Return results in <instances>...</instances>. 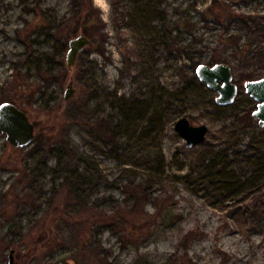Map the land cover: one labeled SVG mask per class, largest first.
Listing matches in <instances>:
<instances>
[{
  "label": "rangeland",
  "instance_id": "obj_1",
  "mask_svg": "<svg viewBox=\"0 0 264 264\" xmlns=\"http://www.w3.org/2000/svg\"><path fill=\"white\" fill-rule=\"evenodd\" d=\"M208 1L0 0V105L36 129L24 149L0 136V264L11 251L15 264H264V195L217 201L189 172L202 144L186 148L175 130L187 117L208 137L216 120L241 128L257 109L244 86L260 77L253 67L234 61L237 99L216 110L217 93L185 66L215 53ZM226 1L264 18V0ZM85 30L92 45L70 69L69 41ZM201 37V52L189 48Z\"/></svg>",
  "mask_w": 264,
  "mask_h": 264
},
{
  "label": "trees",
  "instance_id": "obj_2",
  "mask_svg": "<svg viewBox=\"0 0 264 264\" xmlns=\"http://www.w3.org/2000/svg\"><path fill=\"white\" fill-rule=\"evenodd\" d=\"M230 8L226 0L207 2L203 13L204 20L207 23L216 24L218 27L214 31H218L219 34L217 42L214 43L215 53L208 61L196 56L187 58L189 64L185 66L191 70L192 79H197L196 69L201 64L227 63L234 68L235 60L245 66L253 67V74L250 77L257 75L260 76L257 79H260L264 76V22L262 21L264 18L258 14H238ZM89 9L90 12L92 6ZM114 9L118 10L115 4ZM86 21L87 19L85 23ZM236 23L241 25V30L235 29L234 24ZM241 31L247 32L243 35ZM84 32L86 36H91L89 30ZM72 33H74L73 30L69 35ZM67 36L62 37L63 40H66ZM196 45L201 48L195 49ZM203 47L206 46H203L202 37L189 45V48L197 52H201ZM212 107L216 110L227 108V106H218L215 101ZM254 120L255 117L250 114L245 120L243 119L244 124L241 128L236 126V122L230 123L226 118L216 120L218 126L207 137L206 142L199 147L206 151L200 161V169L197 172L190 167V175L195 179L199 177L203 184H208V187L221 193V197L217 200L220 203L241 201L239 197L246 191L250 195L258 193L262 197L264 195L262 194L264 192V129H261L257 123L254 124ZM248 128L252 129L250 136L245 133ZM98 131L105 132L106 129L100 125ZM107 133L111 135V138L116 134L114 130ZM192 159L195 158L192 156ZM241 189L245 190L241 192ZM146 197L147 195L141 190H136L135 203L141 205ZM260 208L264 209V203L261 202Z\"/></svg>",
  "mask_w": 264,
  "mask_h": 264
},
{
  "label": "water",
  "instance_id": "obj_3",
  "mask_svg": "<svg viewBox=\"0 0 264 264\" xmlns=\"http://www.w3.org/2000/svg\"><path fill=\"white\" fill-rule=\"evenodd\" d=\"M66 55L68 68L75 67L79 56L92 45V40L80 34L69 41ZM196 76L200 82L217 93L215 102L218 106L226 107L235 103L239 87L234 82L232 66L227 63L215 65L201 64L196 69ZM71 81L64 96L65 101H70L75 90ZM246 93L258 103L253 116L259 121V127L264 129V76L257 80H248L244 84ZM175 130L184 140L185 146L192 149L200 146L207 140L209 129L207 125L195 126L187 117L180 118L175 124ZM5 135L6 140L14 148H28L35 141V125L30 121L24 110L11 102L0 105V136ZM14 251L9 255V264H15Z\"/></svg>",
  "mask_w": 264,
  "mask_h": 264
},
{
  "label": "flooded vegetation",
  "instance_id": "obj_4",
  "mask_svg": "<svg viewBox=\"0 0 264 264\" xmlns=\"http://www.w3.org/2000/svg\"><path fill=\"white\" fill-rule=\"evenodd\" d=\"M245 84V83H244ZM239 87V86H238ZM257 103V102H256ZM257 105H258V103H257Z\"/></svg>",
  "mask_w": 264,
  "mask_h": 264
}]
</instances>
